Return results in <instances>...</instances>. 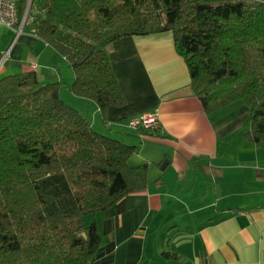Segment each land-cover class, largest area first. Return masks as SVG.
Listing matches in <instances>:
<instances>
[{
	"label": "trees",
	"instance_id": "16d2710c",
	"mask_svg": "<svg viewBox=\"0 0 264 264\" xmlns=\"http://www.w3.org/2000/svg\"><path fill=\"white\" fill-rule=\"evenodd\" d=\"M28 20L102 110L126 100L111 44L172 31L205 110L248 105L246 138L264 147V0H32ZM60 88L33 71L0 78V264H92L102 236L85 215L148 185V165L128 162L137 147L96 131Z\"/></svg>",
	"mask_w": 264,
	"mask_h": 264
},
{
	"label": "crops",
	"instance_id": "0c3cea01",
	"mask_svg": "<svg viewBox=\"0 0 264 264\" xmlns=\"http://www.w3.org/2000/svg\"><path fill=\"white\" fill-rule=\"evenodd\" d=\"M109 57L126 100L102 110L73 93L69 61L31 21L0 26V78L59 81L96 131L137 147L131 167L148 165L144 190L91 217L102 236L92 264H264V147L246 138L251 108L207 112L172 31L123 36ZM145 111L158 112L159 132L129 127Z\"/></svg>",
	"mask_w": 264,
	"mask_h": 264
},
{
	"label": "built area",
	"instance_id": "2783aa9c",
	"mask_svg": "<svg viewBox=\"0 0 264 264\" xmlns=\"http://www.w3.org/2000/svg\"><path fill=\"white\" fill-rule=\"evenodd\" d=\"M20 0H0V26L6 25L21 32L24 21L19 15ZM161 126L157 111H145L130 118L129 127L138 130L157 129Z\"/></svg>",
	"mask_w": 264,
	"mask_h": 264
},
{
	"label": "rangeland",
	"instance_id": "374dc122",
	"mask_svg": "<svg viewBox=\"0 0 264 264\" xmlns=\"http://www.w3.org/2000/svg\"><path fill=\"white\" fill-rule=\"evenodd\" d=\"M26 11H27V9H26ZM26 11H25V15H24V17L22 18L23 21H24V24L27 23L28 21H30V20H28L29 13H28V15L26 16ZM64 93H65V91H64ZM93 215H94V214H87V215H85L84 220H85V223H86V224H91V223H92V221H91V217H92Z\"/></svg>",
	"mask_w": 264,
	"mask_h": 264
},
{
	"label": "water",
	"instance_id": "95a60500",
	"mask_svg": "<svg viewBox=\"0 0 264 264\" xmlns=\"http://www.w3.org/2000/svg\"><path fill=\"white\" fill-rule=\"evenodd\" d=\"M31 5H32V0H30V2L28 3L27 11H26V16L28 15V13H29V11H30ZM87 57H88V55L85 56V57H82V59H81L80 61L85 60Z\"/></svg>",
	"mask_w": 264,
	"mask_h": 264
}]
</instances>
